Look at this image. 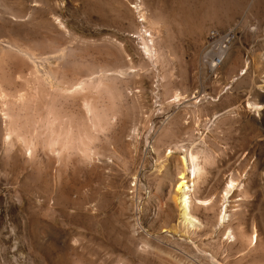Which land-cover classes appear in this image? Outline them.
Segmentation results:
<instances>
[{"label":"rangeland","instance_id":"rangeland-1","mask_svg":"<svg viewBox=\"0 0 264 264\" xmlns=\"http://www.w3.org/2000/svg\"><path fill=\"white\" fill-rule=\"evenodd\" d=\"M0 264H264V0H0Z\"/></svg>","mask_w":264,"mask_h":264},{"label":"bare ground","instance_id":"bare-ground-1","mask_svg":"<svg viewBox=\"0 0 264 264\" xmlns=\"http://www.w3.org/2000/svg\"><path fill=\"white\" fill-rule=\"evenodd\" d=\"M138 6V5H137ZM136 7V6H135ZM138 9V8H137ZM144 18V17H143ZM226 38V37H225ZM229 40V39H228ZM224 41H227V40H224ZM223 45V44H222ZM225 45V44H224ZM227 46V45H226ZM216 52H215V50H214V52H215V54H214V56H216L215 58H213L212 60H211V63H210V70L211 71H213V70H215V68L217 67V64H218V62H220L223 58H225L224 57V55L226 54V49L224 48V46H219L218 48L216 47ZM228 49V48H227ZM228 53H230V52H228ZM20 54V53H19ZM208 54V53H207ZM212 55H213V53H212ZM213 56V57H214ZM206 57V56H205ZM212 58V57H211ZM223 62H224V60H223ZM220 65V64H219ZM218 68V67H217ZM87 85V84H86ZM75 93V92H74ZM27 100V99H26ZM245 107L248 109V110H252V108H254V105H253V103H250V102H246V104H245ZM44 108V107H43ZM256 108V107H255ZM46 109V108H45ZM258 109V108H257ZM256 112V111H255ZM9 113V112H8ZM5 114V116H6V113H3V115ZM14 114V113H13ZM29 114V113H28ZM47 114V113H46ZM8 115V114H7ZM19 115V114H18ZM26 115V114H25ZM30 115V114H29ZM49 115H51V114H49ZM53 115V114H52ZM28 116V115H27ZM41 116L42 115H40V119H39V122L40 121H42L41 120ZM3 117V116H2ZM7 117V116H6ZM46 117H48V116H46ZM13 118V117H12ZM43 118V117H42ZM50 118V117H49ZM11 119V118H10ZM10 119H9V121H10ZM54 119V118H53ZM59 119V118H58ZM8 120V119H7ZM25 120V119H24ZM35 119H33V121H34ZM46 120H48V118L46 119ZM56 120V119H55ZM6 121V120H5ZM18 121V120H17ZM48 121H51V120H48ZM48 121H47V123H48ZM7 122V121H6ZM12 122V121H11ZM25 122V121H24ZM39 122H37V124L39 123ZM42 122H44V121H42ZM8 123V122H7ZM6 123V124H7ZM14 123H16V121H14ZM14 123L12 122V123H8L7 125H5V127H7V128H9L10 130H7L8 132L10 131L11 132V128H12V133H13V131L14 130H16V129H13V125H14ZM25 123H27V122H25ZM55 123V122H54ZM11 124H13V125H11ZM20 124H22V123H20ZM34 124V122L32 123V125ZM36 124V126H38ZM56 124V123H55ZM19 125V124H18ZM48 127H51L50 125H48V124H46ZM45 125V126H46ZM52 125V124H51ZM15 127L17 126V124H15L14 125ZM20 126V125H19ZM23 126H24V124H23ZM26 127V126H25ZM6 128V129H7ZM27 128V127H26ZM44 128V127H43ZM18 129V128H17ZM4 130H5V128H4ZM42 130V129H41ZM44 130V129H43ZM6 131V130H5ZM49 131V130H48ZM14 132H16V131H14ZM17 132H19V131H17ZM40 132V131H39ZM42 132V131H41ZM52 132H50L49 133V136H51L50 134H51ZM62 133V132H61ZM47 135V134H46ZM54 135V134H53ZM59 136V135H58ZM47 137V139H49L48 138V136H46ZM56 137H57V135H56ZM55 137V138H56ZM54 138V139H55ZM47 139H45V141L47 140ZM54 139H50V140H48L46 143L47 144H51L52 142H54ZM6 141V140H5ZM44 141V142H45ZM58 141V140H57ZM37 142V141H36ZM83 143V142H82ZM12 144V143H11ZM38 144V143H37ZM44 144V143H43ZM27 145V144H26ZM25 145V146H26ZM83 145V144H82ZM8 146V145H7ZM52 146V145H51ZM31 154V153H30ZM182 163H183V165H184V167L186 168V169H188V171L187 172H189V174H190V178L191 179H189V178H187L186 177V172H182V173H180V175H179V177H177L176 178V180H175V200H176V202L179 204V207H180V214H181V218L183 219V220H185V221H187L188 223H191L192 222V216H191V214H190V205L192 204V202L193 201H195L194 200V198H193V193L195 192V182H194V179L200 174V172L202 171V169H201V165L199 164V162H198V160H197V156L195 155V154H193L191 151H186L185 152V154L182 156ZM233 183H232V181H231V179L229 180V182H227V185L225 186V188H224V194H223V196H224V198H226V196L228 195L227 193L228 192H230L232 189H233ZM228 198V197H227ZM198 202H196V203H203L202 202V200H197ZM228 206V205H227ZM226 206H224V208H223V212H222V215H221V221L222 220H225V218H227V216L229 215V214H227L226 213ZM192 224V223H191ZM246 236V235H245ZM256 236L257 235H255L254 234V236H253V238L251 237V238H249V240L251 241L252 239L254 240V241H256ZM247 237V236H246ZM244 238V237H243ZM250 243V242H249Z\"/></svg>","mask_w":264,"mask_h":264}]
</instances>
